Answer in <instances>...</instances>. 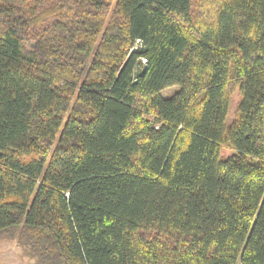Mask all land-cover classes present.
Listing matches in <instances>:
<instances>
[{"label":"trees","instance_id":"obj_1","mask_svg":"<svg viewBox=\"0 0 264 264\" xmlns=\"http://www.w3.org/2000/svg\"><path fill=\"white\" fill-rule=\"evenodd\" d=\"M1 238L264 264V0H0Z\"/></svg>","mask_w":264,"mask_h":264},{"label":"rangeland","instance_id":"obj_2","mask_svg":"<svg viewBox=\"0 0 264 264\" xmlns=\"http://www.w3.org/2000/svg\"><path fill=\"white\" fill-rule=\"evenodd\" d=\"M176 88L177 86H171L163 89L161 93L163 96H168ZM0 264H33V261L23 254L21 247L16 243L15 239L1 238Z\"/></svg>","mask_w":264,"mask_h":264}]
</instances>
